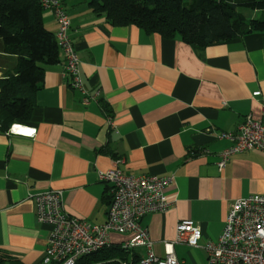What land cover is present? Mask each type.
<instances>
[{"label": "crops", "instance_id": "0c3cea01", "mask_svg": "<svg viewBox=\"0 0 264 264\" xmlns=\"http://www.w3.org/2000/svg\"><path fill=\"white\" fill-rule=\"evenodd\" d=\"M62 2L85 86L98 100L81 103L60 58L45 68L30 118L13 123L35 134L0 127V252L41 264L51 227L37 221L33 197L49 189L63 191L68 214L103 223L109 185L97 170L117 166L126 174L173 176L166 187L173 205L141 224L156 255L172 248L183 264H206L204 246L218 237L233 201L264 193V152L237 153L217 167L230 145L219 132L234 131L245 117L264 124V31L194 47L178 36L110 25L88 0ZM42 18L55 32L53 14L44 10ZM16 63L0 40V78ZM183 219L199 226L197 247L175 242ZM110 239L129 243L124 264H138L148 251L136 233L112 232Z\"/></svg>", "mask_w": 264, "mask_h": 264}, {"label": "built area", "instance_id": "2783aa9c", "mask_svg": "<svg viewBox=\"0 0 264 264\" xmlns=\"http://www.w3.org/2000/svg\"><path fill=\"white\" fill-rule=\"evenodd\" d=\"M41 5L53 14L57 22L54 36L69 86L81 93V103L85 106L98 100L99 93H91L85 86L79 56L68 33L70 20L62 0H41ZM259 94V90L252 93L253 96ZM107 120L113 127L108 115ZM20 127L12 124L6 133L35 134V129L17 130ZM217 136L230 142L219 153V171L223 170L231 155L249 150L264 152V124L251 117H245L234 131H222ZM97 176L100 181L111 186V200L103 223H91L68 214L64 210L61 189H49L34 195L37 221L51 227L41 264H76L81 257L112 244V232L136 233L145 241L148 251L138 264H183L172 248L166 249L163 256L156 255L150 248L148 233L141 224L145 215L165 212L173 205L174 200L166 192L173 176L126 174L117 166L98 169ZM200 236L199 226L191 219L177 223L175 242L197 247ZM121 247L128 249L129 243L124 242ZM204 250L206 264H264V193L235 199L218 237L208 241Z\"/></svg>", "mask_w": 264, "mask_h": 264}, {"label": "trees", "instance_id": "16d2710c", "mask_svg": "<svg viewBox=\"0 0 264 264\" xmlns=\"http://www.w3.org/2000/svg\"><path fill=\"white\" fill-rule=\"evenodd\" d=\"M88 6L96 15H104L110 25H135L164 38L178 36L194 47L264 31V0H88ZM238 7L262 13L249 17ZM43 11L41 0H0V40L17 55L13 71L0 78L2 130L30 118L45 68L60 61L54 32L43 23ZM106 193L109 204L111 186ZM127 254L128 249L110 244L76 264H124ZM0 264L22 263L0 252Z\"/></svg>", "mask_w": 264, "mask_h": 264}, {"label": "rangeland", "instance_id": "374dc122", "mask_svg": "<svg viewBox=\"0 0 264 264\" xmlns=\"http://www.w3.org/2000/svg\"><path fill=\"white\" fill-rule=\"evenodd\" d=\"M238 10L249 17H258L262 13L246 7H238Z\"/></svg>", "mask_w": 264, "mask_h": 264}, {"label": "bare ground", "instance_id": "6f19581e", "mask_svg": "<svg viewBox=\"0 0 264 264\" xmlns=\"http://www.w3.org/2000/svg\"><path fill=\"white\" fill-rule=\"evenodd\" d=\"M17 130H19V131H27V130H25L24 128H17Z\"/></svg>", "mask_w": 264, "mask_h": 264}]
</instances>
